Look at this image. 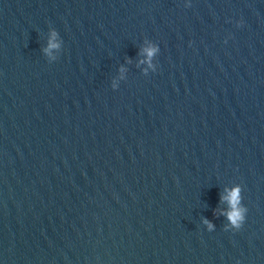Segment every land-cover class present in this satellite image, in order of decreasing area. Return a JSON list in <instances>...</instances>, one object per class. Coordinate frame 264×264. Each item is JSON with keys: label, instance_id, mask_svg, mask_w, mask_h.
I'll list each match as a JSON object with an SVG mask.
<instances>
[{"label": "water", "instance_id": "1", "mask_svg": "<svg viewBox=\"0 0 264 264\" xmlns=\"http://www.w3.org/2000/svg\"><path fill=\"white\" fill-rule=\"evenodd\" d=\"M0 264H264V0H0Z\"/></svg>", "mask_w": 264, "mask_h": 264}, {"label": "clouds", "instance_id": "2", "mask_svg": "<svg viewBox=\"0 0 264 264\" xmlns=\"http://www.w3.org/2000/svg\"><path fill=\"white\" fill-rule=\"evenodd\" d=\"M57 33L56 31H52L48 47L45 49V51L51 55V50L56 49L59 47L57 41H56ZM159 49L155 45H149L148 47H145L143 49L144 53L146 54V62L148 63L149 67H152V57L157 53ZM143 62V61H142ZM223 200H226L229 204V210L225 213L230 221V223L235 227L236 229H239L245 220V211L246 209L241 206L240 204V188L239 186L234 187L232 190L228 191V194L226 196H222ZM209 224V227H213L210 222L205 221Z\"/></svg>", "mask_w": 264, "mask_h": 264}]
</instances>
